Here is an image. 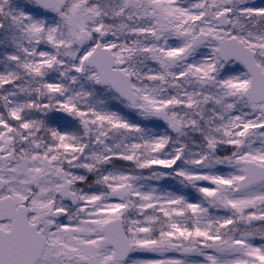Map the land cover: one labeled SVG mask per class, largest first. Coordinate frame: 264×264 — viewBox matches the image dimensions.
Segmentation results:
<instances>
[{"label":"snow or ice","instance_id":"6c2138e0","mask_svg":"<svg viewBox=\"0 0 264 264\" xmlns=\"http://www.w3.org/2000/svg\"><path fill=\"white\" fill-rule=\"evenodd\" d=\"M0 264H264V0H0Z\"/></svg>","mask_w":264,"mask_h":264}]
</instances>
